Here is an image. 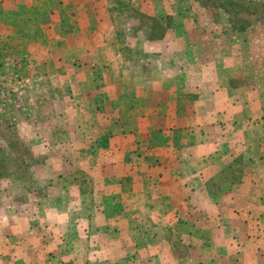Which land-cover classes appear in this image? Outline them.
<instances>
[{"label": "rangeland", "instance_id": "rangeland-1", "mask_svg": "<svg viewBox=\"0 0 264 264\" xmlns=\"http://www.w3.org/2000/svg\"><path fill=\"white\" fill-rule=\"evenodd\" d=\"M218 70L235 91L264 90V0H0V206L128 202L146 174L161 177V125L195 101L187 76L204 87ZM134 199L140 232L145 197ZM152 230L174 247L166 261L194 264Z\"/></svg>", "mask_w": 264, "mask_h": 264}, {"label": "crops", "instance_id": "crops-1", "mask_svg": "<svg viewBox=\"0 0 264 264\" xmlns=\"http://www.w3.org/2000/svg\"><path fill=\"white\" fill-rule=\"evenodd\" d=\"M219 73L204 87L187 76L195 101L182 103L174 125H161V177L146 174L151 185L133 184L128 202L121 194L100 204L50 194L35 205L0 206V264L185 263L166 261L174 247L155 241V223L187 247L194 264H264V90L235 91L233 74ZM134 195L145 197L149 227L140 232ZM173 223L183 231L171 234Z\"/></svg>", "mask_w": 264, "mask_h": 264}]
</instances>
